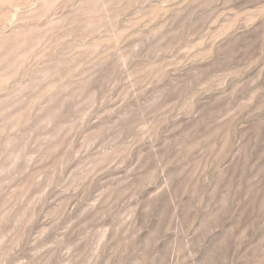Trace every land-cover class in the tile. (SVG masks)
I'll return each mask as SVG.
<instances>
[{
  "label": "rangeland",
  "instance_id": "rangeland-1",
  "mask_svg": "<svg viewBox=\"0 0 264 264\" xmlns=\"http://www.w3.org/2000/svg\"><path fill=\"white\" fill-rule=\"evenodd\" d=\"M0 264H264V0H0Z\"/></svg>",
  "mask_w": 264,
  "mask_h": 264
}]
</instances>
